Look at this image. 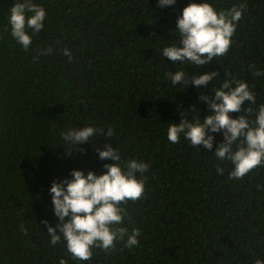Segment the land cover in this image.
<instances>
[{
  "label": "trees",
  "instance_id": "trees-1",
  "mask_svg": "<svg viewBox=\"0 0 264 264\" xmlns=\"http://www.w3.org/2000/svg\"><path fill=\"white\" fill-rule=\"evenodd\" d=\"M16 2L0 0V264H58L61 258L81 264L69 258L63 243L49 245L41 220L55 223L48 193L53 181L74 169L101 173L103 164L112 163L94 151L104 144L117 148L122 161L149 165L143 197L122 205V226L139 229L140 236L131 249L122 241L110 251L94 249L85 264L264 259V166L229 178L230 163L212 151L166 138L168 124L207 114L197 88L171 85L166 73L178 65L159 56L165 42L177 39L176 18L192 0L170 7H158L157 0H33L46 18L28 50L10 35L8 16ZM209 2L217 11L240 4L246 10L227 53L185 71H216L221 80L247 82L256 104L246 106L255 109L264 104V77L254 76L249 65L264 72V0ZM49 47L50 54H41ZM88 125L111 126L114 135L73 149L62 141L61 132Z\"/></svg>",
  "mask_w": 264,
  "mask_h": 264
},
{
  "label": "clouds",
  "instance_id": "clouds-1",
  "mask_svg": "<svg viewBox=\"0 0 264 264\" xmlns=\"http://www.w3.org/2000/svg\"><path fill=\"white\" fill-rule=\"evenodd\" d=\"M175 3L176 0H157L158 7H170ZM245 10L246 6L240 4L217 11L209 0H192L176 18L173 34L177 39L164 41L165 46L159 51V56L178 65L177 70L166 73L171 85L197 88L199 99L207 110L202 120L186 116L180 118L178 124H168L167 141L176 144L183 139L190 147L212 151V156L218 161L230 163L228 176L234 179H241L250 170L264 166V104L255 109L246 106L255 105L256 97L245 81L234 77L221 80L216 71L189 76L185 67L198 69L224 56ZM45 18L46 11L41 5L33 3V0H17L8 16L11 38L28 50L32 36L44 29ZM51 52L49 47L41 54ZM63 54L72 59L67 48ZM249 68L254 69V76L264 77V72L256 69L255 65H249ZM218 80L221 82L214 86ZM209 82H212L211 87H204ZM230 113L238 115L232 117ZM215 134L222 136V142L216 143ZM60 135L62 141L73 149L78 144H90L93 137L111 139L114 129L111 126L105 130L88 125L70 127ZM214 143L216 147L213 151ZM94 151L99 160H110L112 163L103 164L104 171L101 173L74 169L59 182L53 181L48 193L55 223L41 220L49 245L63 243L69 258L81 264L91 260L96 248L110 251L118 241L130 249L138 245L139 229L133 228L129 232L127 227L122 226L126 216L122 205L143 197L144 174L149 170V165L141 160L122 161L118 149L109 144L96 146ZM223 171L217 166V174ZM21 231L27 232L23 226ZM58 264H67V261L61 258ZM254 264H264V259L257 258Z\"/></svg>",
  "mask_w": 264,
  "mask_h": 264
}]
</instances>
